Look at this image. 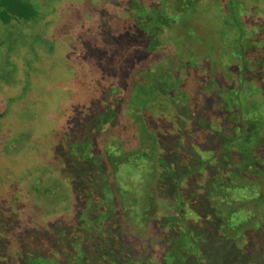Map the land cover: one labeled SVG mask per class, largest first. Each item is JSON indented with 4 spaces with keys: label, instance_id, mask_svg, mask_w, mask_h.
Segmentation results:
<instances>
[{
    "label": "rangeland",
    "instance_id": "374dc122",
    "mask_svg": "<svg viewBox=\"0 0 264 264\" xmlns=\"http://www.w3.org/2000/svg\"><path fill=\"white\" fill-rule=\"evenodd\" d=\"M29 1L40 7V15L35 21L15 20L9 25L0 21V212L5 217L14 218L11 231L2 234L14 243L10 250L13 254L25 242L37 248V242L31 240L35 230L76 225L83 204L78 201L74 186L67 177L66 151L70 142L86 137V131L83 133L82 129L87 125L85 118L104 110L107 91L115 86V75L123 68L118 56L111 57L106 65L101 59H109L114 52L125 53L126 63L136 58V54L130 51V44L132 39L137 41L136 35L140 38L138 22L144 19L140 10L148 13L163 2ZM191 3L188 0H168L162 5L165 15L176 22L172 23L171 29H159L156 36L160 44L130 72L127 68L123 71L128 74V79L120 94L121 108L117 112L116 101L112 109L116 114L114 120L94 126V140L88 145L92 154H102L115 147L121 149L123 157L141 151L150 152L151 146L144 141L142 108L132 105L143 75L158 81L159 76L169 69L171 74L178 70V82L182 81L181 86L180 82L178 84V93L186 100L197 101L212 93L206 83L209 80L206 72L212 74L209 68L213 63L221 79L223 70L232 64L239 67V59L234 60L231 55L239 34L226 12L229 0H196L194 7L190 6ZM236 6L238 24L244 28L247 39L255 42L253 50L263 51L264 43L258 42L257 33L264 32V0H236ZM230 24L234 28H229ZM189 61L200 70L185 69ZM107 66L113 73L104 72ZM260 70L264 76V65L262 69L249 72L248 76L258 75ZM238 71L233 69L225 73V78L230 77L226 78L227 81L233 82ZM234 83L238 84V81ZM263 84L264 77L261 84L254 86L263 87ZM257 93L253 99L262 95ZM150 95L141 93L140 98L142 101L149 99L148 112L158 130L167 137L165 144L174 146L176 140L172 137L178 134L180 121L177 115L182 108L180 104H169L168 94ZM192 105L202 117L195 121L199 125L204 121L207 103L201 107L195 102ZM185 121V127L196 139L188 138L184 144L187 147L194 145L198 155L211 152L217 143L216 138L209 134L204 141L198 133L194 134L196 128L193 126L196 125ZM219 127L216 132L227 131L225 126ZM108 167L107 178L112 184L114 174L109 164ZM143 174L144 171L141 174L130 171V174L122 172L121 176L126 184L141 194L138 187ZM261 180L264 192V176ZM156 196L157 202L151 212V232H145L144 227L137 231L129 228L126 235L140 260L145 258L149 263L158 264L169 245L165 222L173 216L174 210L167 196L159 193ZM249 205L246 204L247 209ZM251 207L249 209L257 216L261 215V208Z\"/></svg>",
    "mask_w": 264,
    "mask_h": 264
},
{
    "label": "trees",
    "instance_id": "16d2710c",
    "mask_svg": "<svg viewBox=\"0 0 264 264\" xmlns=\"http://www.w3.org/2000/svg\"><path fill=\"white\" fill-rule=\"evenodd\" d=\"M195 1L188 0L192 2L191 7ZM164 2L168 3V0H163L162 5ZM162 5L148 13L140 10L144 16L138 22L140 38L136 35L137 41L132 39L130 44V51L136 58L126 63L125 53L114 52L109 59H101L106 65L111 57L118 56L123 68L115 75V86L107 91L104 110L85 118L87 125L82 129L83 133L86 131V137L70 142L66 151L67 177L78 201L83 204L76 225L35 230L31 240L37 242V248L25 242L13 254L10 250L14 243L5 235L11 231L14 218L0 212V264H155L137 257L126 234L129 228L137 231L140 227L148 234L151 232V212L157 202V193L167 196L174 210L173 216L165 222L169 245L158 264H264V192L261 186L264 176V84L263 87L254 86L261 84L264 76L262 70L254 77L248 76L249 72L262 69L264 44L263 51L253 50L255 42L247 39L244 28L236 19V0H229L226 12L238 29L231 55L232 59H239V67L232 64L222 71L221 79L213 63L209 68L212 74L206 72L209 79L206 83L212 93L197 101L186 100L178 93L179 82L182 85L177 79L178 70L171 74L169 69L158 81L143 75L132 105L142 108L144 141L151 146L150 152L141 151L127 157H123L117 147L102 154L90 152L88 145L94 140V126L114 120L116 114L112 109L116 101L117 112L121 108L120 94L128 79V74L123 73L130 72L160 44L156 36L159 29H171L172 23L176 22L165 15ZM39 15L40 7L29 0H0V21L4 25L15 20L32 22ZM258 38L259 43H264V32L257 33ZM187 65L185 69L200 70L190 61ZM233 69L239 71L233 82H228L226 78L230 77L225 78V73ZM104 72L113 73L108 66ZM257 92L262 95L253 99ZM141 93L168 94L169 104H180L178 134L172 137L176 140L174 146L165 144L167 137L158 130L148 112L149 99L142 101ZM193 102L199 107L207 103L204 121L199 125L195 121L202 117L193 109ZM185 119L196 125L193 126L196 128L194 134L198 133L199 138L204 141L210 135L216 138V148L198 155L194 145L187 147L184 140L196 139V136L185 127ZM220 125L227 131L216 132ZM105 161L114 174L112 184L107 178L109 167ZM130 171L137 174L144 171L138 187L141 194L121 176L122 172L130 174ZM246 204H250L249 208H261V215L247 209ZM247 212L250 215H246Z\"/></svg>",
    "mask_w": 264,
    "mask_h": 264
}]
</instances>
